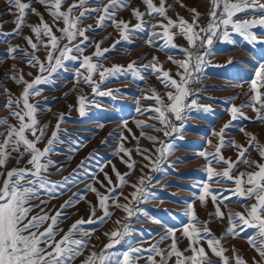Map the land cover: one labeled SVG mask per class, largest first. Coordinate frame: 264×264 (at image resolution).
Returning a JSON list of instances; mask_svg holds the SVG:
<instances>
[{
	"label": "snow or ice",
	"instance_id": "1",
	"mask_svg": "<svg viewBox=\"0 0 264 264\" xmlns=\"http://www.w3.org/2000/svg\"><path fill=\"white\" fill-rule=\"evenodd\" d=\"M130 2L131 0H107V2L72 0V3L65 8L67 0H27V2L7 0L8 13L14 17L15 28L11 32L0 31V42L9 43L6 50L8 58L16 59L20 56L27 65L37 68V74L32 80L25 79L22 71L19 74L6 75V79L22 84L23 88L19 95L6 89L7 100L2 105L17 123L11 124L8 117L0 119V126H6L5 131H0L2 137L0 139V264H74V261L89 247L91 235L95 231L85 230L83 228L85 224L105 223L113 215L109 211L110 206L122 209L126 213L124 219L129 220L141 211L138 207L139 203L155 198L149 191L151 175H141L138 183L131 185L134 189L129 194L131 199L125 197L127 203H119V196L123 195V187L128 184L127 177L133 174L137 163L132 159V149L126 148L121 142L116 154L121 152L127 154L128 159L121 157V161L126 164L129 171L121 174L113 166L118 178V183L115 185L105 172L108 185L99 182L105 187L104 193L91 184L87 185L86 191L94 192L98 201L97 205H91L89 202L88 219L81 218L75 221L67 232L59 227L61 221L67 218L65 209L71 207L73 203H79L85 198L84 195L74 193L73 197L60 205L59 209L54 210H48L46 205L49 200L40 197L46 195L52 199L62 194L70 186L80 182L82 179L80 173L92 175L93 179L96 177L92 170L87 168L95 155L90 153L68 176L58 181L50 179L51 175H58L64 170L63 167H56L58 161L51 159V154L55 152V144L64 143L59 135L62 131L64 115L60 114L51 137L41 149L38 145L44 140L49 124H40L37 118V114L42 111L39 108L40 101L31 102V98L42 94L44 89L41 85L54 84V74L67 71L68 63L78 62L74 79L77 83L83 82L92 87L93 93L97 96H111L113 91H120L119 89L98 91L101 85L110 79L130 75L133 79L146 81L147 75H155L166 91L161 93L155 87H150L148 92L151 95L142 98L153 102L152 105L142 109L138 100L136 111L141 114L151 113L149 118L160 126L145 121H136V124L141 129L148 127L156 132H162L165 139L161 140L154 135L146 137L153 142L154 151L141 148L140 137H136L135 134L133 139L137 141L135 149L138 154L149 161L144 167H148L150 172H163V163L175 150V144L170 138L182 132L183 122L190 112L212 111L210 106L198 103L197 93L192 85L200 81L204 68L211 63L209 58L214 56V42L234 44V35H239L249 45L264 44L262 0H209L208 19L203 25L199 23L203 14L195 8L190 9L194 14L192 21L182 16L177 19L169 17L167 13L172 5L167 4V0H159L158 5L154 0H142L146 5V11H141L138 7L132 9V16L137 21L134 25L130 20L117 19L118 12L127 8ZM33 3H40L46 8L52 17L51 24L45 21L43 14L32 7ZM90 3L98 6L89 7ZM29 12L39 17L38 23H27L26 17ZM241 14L250 18L241 19ZM146 15L152 17V20H145ZM157 16L160 19L157 20ZM89 18L96 19L95 26L92 24L83 26V21ZM153 20L156 22L153 23ZM109 22L118 30L119 38L109 48H101L103 41L96 42L87 33L96 29L102 30ZM2 27L3 25L0 24V28ZM24 27L30 28L32 33L24 36L27 47L12 45L10 38L20 36ZM257 29L260 31H256ZM145 31L148 33L146 43L150 47L162 50L178 48L183 54L184 59H174L172 54L167 56V59L177 67L175 76L171 74V69H164L156 56H153L147 64L140 66H137V60L129 62L127 66L114 64L111 67H105L100 62L102 59H107L106 53L113 51L118 44L131 43L136 33ZM178 36L186 38L187 47L178 46L174 42ZM93 45L95 51L91 55H85V49ZM40 50L45 52L43 59L37 54ZM231 62L230 59L228 63ZM0 63L3 61L0 60ZM15 68L16 66L12 65V69ZM28 75L31 76L32 73L29 72ZM96 75L99 76V81L94 79ZM2 86L0 84V87ZM232 87L243 89V84L237 83ZM243 94L247 100L240 105L234 103L238 96L230 97L225 101L230 105L226 111L230 113L231 118L218 132H212V135L217 137V144L213 145L211 140L206 141L214 151L201 150L197 153L206 160L203 168L206 179L194 185L199 189L198 193L193 194L191 201H185L186 208L183 215L187 217V223L182 224L179 229L165 226V235L150 244L148 248H144L133 246L136 242L131 239L130 223L117 220L115 223L118 227L105 233L108 243L99 251L95 250V245H92L93 250L81 261V264H138L145 253H147L146 264H169L173 258H175L174 264H233V262L247 264L235 246H232V257L227 256L228 249L222 241L229 236L238 238L242 232L247 233L249 230L251 234L247 235L246 239L250 247L264 259V163L246 155L250 150H256L260 157L264 158V144L260 143L255 134L247 132L243 127L239 131L244 132L249 138L247 146L235 140H225V132L232 126L233 121L253 120L244 111L246 108L256 114L253 122L264 124V62L259 63L255 69ZM86 100V96L78 97L81 116L85 115V108L88 106ZM175 121L181 122L179 126ZM123 126L131 133V129L127 128V121H124ZM119 135L121 141L127 139L123 133ZM145 135L142 130L141 136ZM79 146L76 144L70 150L78 151ZM229 146L238 150L235 160L231 157L226 158L222 154V149ZM13 153L18 154L17 165L25 155H28L27 164L8 169L7 164ZM214 161L217 164L223 163L225 167L223 169L212 167ZM240 164H246L249 168L234 175ZM50 168H56V172L50 173ZM103 168V165L100 166V171H103ZM225 181L232 182L234 187L215 189L211 186L213 183L219 184ZM232 197L242 204L243 212H236L230 208L225 212L221 209L220 205L230 201ZM208 198L213 202L215 211L209 213V220H201L197 215L195 204L198 200L201 205H206ZM36 200H39L38 204L33 203ZM109 200L112 201L111 205ZM37 208L39 212H35ZM97 208L103 211L98 217ZM165 211L170 210L165 209ZM225 216L228 226L221 236L217 237L208 225L213 217L223 220ZM153 222L161 223L160 220ZM177 231L180 232L181 238L188 241V246L183 250L178 246ZM61 232L64 234L60 235ZM167 239H170L171 243L167 248L162 249L160 244ZM213 256L216 259H213ZM253 264H260V261L253 258Z\"/></svg>",
	"mask_w": 264,
	"mask_h": 264
},
{
	"label": "rangeland",
	"instance_id": "2",
	"mask_svg": "<svg viewBox=\"0 0 264 264\" xmlns=\"http://www.w3.org/2000/svg\"><path fill=\"white\" fill-rule=\"evenodd\" d=\"M154 2L157 5L159 4V0H154ZM71 3L72 0H67L64 7L66 8ZM167 4L172 5L167 14L173 19L182 16L188 21H192L194 17V14L190 11L192 8L197 9L203 14L199 20L201 25L205 24L208 19L209 0H167ZM88 6L97 7L98 5L90 3ZM32 7H35L43 14L45 21L49 24L52 23V17L43 5L33 3ZM137 7L141 11H146V5L143 4L142 0H131L127 8L118 12L117 19L130 20L131 24L134 25L137 21L132 16V9ZM240 18L250 17H245L241 14ZM144 19L152 20V17L146 15ZM156 19L158 20L160 18L157 16ZM26 20L28 24H35L39 22V17L29 12ZM13 21L14 17L8 13L7 0H0V24L3 25L0 31L11 32L15 28ZM155 22L156 20H153V23ZM89 24L95 26L96 19L89 18L83 21V26ZM256 31L259 32L260 30L257 29ZM27 35H32V33L30 28L24 27L20 36L10 38V43L12 45L27 47L24 40V36ZM87 35L96 42L103 41L101 48H109L119 38L118 30L110 22L102 30L96 29L95 31H90ZM147 35V31L136 33L132 37L131 43L121 42L113 51L106 53L107 59H102L100 62L105 67H111L114 64L127 66L129 62L137 60V66H140L147 64L152 60L153 56H156L163 64L164 69H171V74L175 76L177 67L167 59V56L172 54L174 59H184L183 54L180 53L178 48L162 50L150 47L146 43ZM233 38L235 40L234 44L219 41L214 42V56L209 58L211 63L204 68L200 81L192 85L196 90L198 103L200 105L210 106L212 111L204 112L193 110L190 112L183 122L184 128L182 132L180 134H174L170 138L175 144V150L163 163V172H150L148 167H144L149 161L138 154L135 149L137 141L133 139V134L136 137H140V147L152 151H154L155 146L153 142L146 138L147 136L154 135L161 140L165 139L162 132H156L148 127L141 129L136 124V121H145L148 124H156L157 127L160 126L155 120L149 118L152 115L151 113L141 114L136 111L138 100L140 102L139 106L142 109L152 105L153 102L142 98L145 95H151L148 92L150 87H155L161 93L166 91L155 75H147L146 81L133 79L130 75L110 79L102 84L98 91L115 89H119L120 91H113L111 96H97L93 93L92 87L83 82H76L74 72L79 64L78 62H71L68 63L67 71L54 74V84L41 85L44 89L42 94L31 98V102L40 101L39 108L42 111L37 114L40 124H49L44 140L38 145L41 149L51 137L60 114L62 113L64 115V120L61 124L62 131L59 134L60 139L64 143L57 142L55 144V152L51 154V159L58 161L56 167H63L64 170L58 175H51L50 179L61 180L63 177L72 173L74 169H77L81 161L88 157L90 153L95 154L94 158L87 165V168H90L95 174V179L92 178V175L80 173L82 177L80 182L74 186H70L62 194L52 199H49L46 195L40 197V199L49 200V203L46 205L48 210H54L59 209L60 205L64 204L70 197H73L74 193L84 195L85 198L80 200L79 203H73L71 207L65 209L67 218L63 219L59 225L64 232H67L75 221L81 218L88 219L90 215L89 202H91V205H97L98 203L96 194L91 191H86L87 185L91 184L100 192L104 193L105 187L101 186L99 182L102 181L103 185H108V181L104 175L105 172L111 177L115 185L118 183V178L113 171V166L121 174L129 171L126 164L121 161V157L125 160L128 159L127 154L122 152L116 154L121 142H123L126 148L132 149V159L137 163L133 174L127 177L128 184L123 187V195L119 196V203H127L125 197L131 199L129 194L134 191L131 185L138 183L141 175H151L152 177L149 191L154 194L155 198H149L139 203L138 207L141 211L137 212L135 216L129 220H125L126 213L122 209L110 206L109 211L113 215L105 223L102 225L97 223L85 224L83 226L85 230L94 229L95 231L91 235L89 247L74 261V264H81V261L93 250L92 245H95V250L99 251L104 244L108 243V237L105 236V233L118 227L115 223L117 220L130 223L132 229L131 239L136 242L133 246H142L144 248H148L150 244L155 243L161 236L165 235V226L179 229L182 224L187 223V217L183 215L186 208L185 201H191L193 194L198 193L199 189L194 187V185L206 179V174L203 171L206 160L203 157H199L197 153L201 150L214 151V148L207 145L206 141L211 140L213 145L217 144V137L213 136L212 132H218L231 118L230 113L226 111L230 105L225 101L234 96H238L234 101L236 105H240L246 101L247 97L243 92L248 87V81L252 78L259 63L264 62V44L252 46L239 35H234ZM174 42L178 46H188L186 38L183 36L176 37ZM8 46L9 43L0 42V60L3 61V63H0V84L3 85L0 87V119L8 117L9 122L15 124L17 123L16 120L9 116L6 108L2 107L3 103L7 100L5 90H10L13 94L19 95L23 85L17 84L12 79H6V75L19 74L22 71L25 79L32 80L37 74V68L27 65L20 56H17L16 59L8 58L6 51ZM29 50L31 51V49ZM94 51V45L89 46L85 49L84 54L91 55ZM37 54L41 59L45 56L44 50H40ZM230 59L232 62L228 63ZM12 65L16 66L15 70L12 69ZM29 72L32 73L31 76L28 75ZM94 79L99 81V76H94ZM237 83H242L243 89L232 87V85ZM81 95L87 97L86 104L88 106L85 108L84 116H81L79 112L78 97ZM44 109H50V111H44ZM244 111L253 120L233 121L232 126L225 132V140H235L247 146L249 138L245 136L244 132L239 131L243 127L247 132L255 134L260 143L264 144V124L258 121L253 122L256 114L251 109L246 108ZM124 121H127V128L131 129V133L123 126ZM175 123L179 126L181 122L175 121ZM5 128L6 126H0V131H5ZM142 130L146 134L145 136H141ZM120 133H123L127 139L121 141ZM76 144L80 145L79 150L71 151L70 149ZM237 151L235 147L229 146L226 149H222V154L226 158L231 157L235 160ZM246 155L251 159L264 163V158H261L256 150H250ZM17 156L18 154L13 153V157L7 164L8 169L12 167H23L27 164V160L29 159L28 155H25L20 160L19 165H17ZM153 159H155V156H153ZM102 165L104 168L103 171H100V166ZM212 167L223 169L225 165L223 163L217 164L214 161ZM246 168H249V166L240 164L237 172L233 174H237L238 171H244ZM49 171L50 173H55L56 168H50ZM211 186L215 189H230L234 187L232 182L227 181L219 184L213 183ZM227 194L225 193V195ZM251 202L249 201V203ZM33 203L38 204L39 200ZM109 204H112L111 200H109ZM195 207L197 215L201 220H209V213L215 211L210 198H208L206 205H201L197 200ZM220 207L225 212L228 208L236 212L244 211V207L241 203L236 202L235 197L221 204ZM165 209L170 211H165ZM35 212H39V208L35 209ZM102 214L103 211L97 208L96 216L98 217ZM154 220H160L161 223H155L153 222ZM227 226V216L223 220L213 217L208 225L211 232L217 237L221 236ZM64 232H61L60 235H63ZM250 234L251 230L247 233L242 232L238 238L226 237L222 241L223 245L228 249L226 255L232 257V246H235L239 255L245 259L247 264H253V258L256 261H260V264H264V259L250 247L246 239V236ZM176 235L178 246L183 250L188 246V241L187 239L181 238L179 231H177ZM59 238L58 236L57 239ZM170 243V239L164 240L160 244V247L162 249L167 248ZM205 247L207 246L205 245ZM209 254L211 255V253ZM146 258L147 253L139 260L138 264H146ZM158 259L159 257H157ZM174 259L169 261V264H174ZM213 259H216V257L213 256Z\"/></svg>",
	"mask_w": 264,
	"mask_h": 264
}]
</instances>
